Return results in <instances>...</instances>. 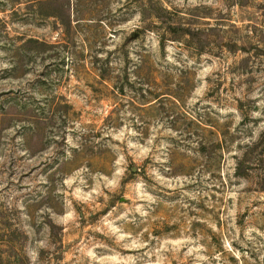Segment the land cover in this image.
I'll return each mask as SVG.
<instances>
[{
    "label": "rangeland",
    "instance_id": "374dc122",
    "mask_svg": "<svg viewBox=\"0 0 264 264\" xmlns=\"http://www.w3.org/2000/svg\"><path fill=\"white\" fill-rule=\"evenodd\" d=\"M0 264H264V0H0Z\"/></svg>",
    "mask_w": 264,
    "mask_h": 264
}]
</instances>
